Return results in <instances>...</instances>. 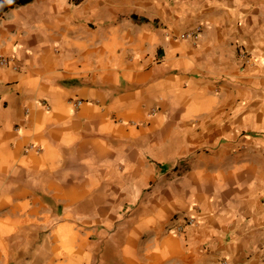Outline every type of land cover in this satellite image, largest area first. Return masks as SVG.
Returning <instances> with one entry per match:
<instances>
[{
    "label": "crops",
    "instance_id": "0c3cea01",
    "mask_svg": "<svg viewBox=\"0 0 264 264\" xmlns=\"http://www.w3.org/2000/svg\"><path fill=\"white\" fill-rule=\"evenodd\" d=\"M0 52V264H264V0H33Z\"/></svg>",
    "mask_w": 264,
    "mask_h": 264
},
{
    "label": "built area",
    "instance_id": "2783aa9c",
    "mask_svg": "<svg viewBox=\"0 0 264 264\" xmlns=\"http://www.w3.org/2000/svg\"><path fill=\"white\" fill-rule=\"evenodd\" d=\"M201 30V24L198 23L196 26L188 31H184L178 35V38L180 39H188V40H196ZM14 57L9 55H4L0 52V66H9L11 65L12 68L16 69V66L13 63ZM71 104L73 106H78L82 100L81 99H72ZM33 146V145H32ZM196 223V217L195 215H186L183 217L179 222L169 225L167 230L168 232H171L175 235H180L185 232V229L187 226L195 224ZM220 264H227L226 259H221Z\"/></svg>",
    "mask_w": 264,
    "mask_h": 264
},
{
    "label": "trees",
    "instance_id": "16d2710c",
    "mask_svg": "<svg viewBox=\"0 0 264 264\" xmlns=\"http://www.w3.org/2000/svg\"><path fill=\"white\" fill-rule=\"evenodd\" d=\"M33 0H0V16L4 14L7 10L15 7H19L30 3ZM73 4H78L82 0H69Z\"/></svg>",
    "mask_w": 264,
    "mask_h": 264
}]
</instances>
